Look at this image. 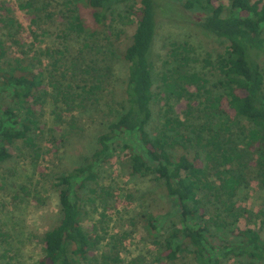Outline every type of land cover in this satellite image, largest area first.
I'll list each match as a JSON object with an SVG mask.
<instances>
[{
    "label": "trees",
    "instance_id": "1",
    "mask_svg": "<svg viewBox=\"0 0 264 264\" xmlns=\"http://www.w3.org/2000/svg\"><path fill=\"white\" fill-rule=\"evenodd\" d=\"M133 1L136 0H86L98 25H104L114 6ZM138 3L137 8L127 5L128 12L134 13L135 26L130 43L121 53L127 64L125 107L106 130L97 134V147L82 164L52 178L51 190L61 217L57 225L43 233L36 263L90 264L91 252L100 242L99 236L82 224L89 194L95 192L91 186L98 184L101 167L117 153L125 152L130 173L145 179L153 176L161 182L170 204L164 216L167 227L159 241L158 261L175 264L181 260L185 264L188 259L190 264H222L231 257H244L248 264H264V212L258 227L237 229L239 241L227 239L240 216L250 218L246 210L237 212L234 208V198L249 172L248 164L264 181V0ZM19 7L32 8L31 0ZM13 15L9 2L0 0V29L10 34L17 21ZM159 15L168 21L189 24L223 44L214 60L209 53L202 59L205 67L217 74L213 89L207 87L209 80L193 69L194 50L187 42H169L163 59L164 66L169 67L159 74L160 85L154 83L152 50ZM72 19L69 30L83 31L79 16ZM36 70L24 57L9 56L0 37V163L11 157L9 150L18 142L36 152L41 148L39 142L46 135L47 122L34 108L43 101L42 70ZM92 72L97 70L90 66ZM93 73L91 79H82L78 85L84 96L59 92L67 105L79 96L81 100L96 96L102 89L104 81ZM171 96H184L187 107H200L206 120L189 130L186 120L175 115ZM158 104L162 111L157 125L154 107ZM232 125L240 130L244 147L254 153L249 163L241 161ZM221 133L227 137L223 139ZM66 134L51 137L56 151L67 139ZM210 194L222 201L224 219L218 212L207 214L201 204L199 196ZM146 218L157 231L156 220ZM93 262L121 264L122 259L117 253H102Z\"/></svg>",
    "mask_w": 264,
    "mask_h": 264
},
{
    "label": "rangeland",
    "instance_id": "2",
    "mask_svg": "<svg viewBox=\"0 0 264 264\" xmlns=\"http://www.w3.org/2000/svg\"><path fill=\"white\" fill-rule=\"evenodd\" d=\"M6 1L17 21L11 34L1 28L0 37L9 56H22L37 70H42L43 101L34 108L47 122V132L40 139L38 152L18 142L9 150L11 157L0 163V264H37L43 233L57 225L61 217L51 190L52 178L82 164L97 147V134L106 130L108 123L118 117L123 105L125 107L127 64L121 53L130 43L135 26L134 13L128 12L127 5L134 4L137 8L139 3L136 0L114 6L104 25H98L86 0H31L30 9L19 7L27 0ZM75 15L83 23L84 30L80 33L68 28ZM169 42H187L192 46L191 56L195 58L192 67L209 80L207 87L213 89L217 74L211 67H205L202 59L209 53L214 60L223 50V44L189 24L168 21L160 15L152 50L154 83L160 85L159 74L169 67L163 64ZM261 64L264 67V58ZM90 66L97 70L92 73L104 82L96 96L81 100L84 93L78 85L82 79H91ZM60 91L78 92L81 96L67 105ZM170 102L175 115L186 120L189 130L206 120L200 107H187L184 96H171ZM161 111L160 104L154 107L157 125L161 122ZM230 128L241 161L249 163L254 158L253 151L244 147L237 125ZM62 132L68 133L67 139L56 151L51 137ZM221 136L227 137L224 133ZM248 166L249 172L234 198V208L237 212L246 210L250 218L240 216L236 220L232 231L227 233L228 242L240 240L237 229L258 227L260 214L264 212V181L255 167ZM91 187L95 192L89 194L82 224L88 232L99 236L100 242L91 252L90 264H95L93 261L102 253L119 254L121 264H161L157 260L159 241L167 227L164 216L170 207L162 183L153 176L145 179L132 175L125 152H120L101 167L98 184ZM201 196L207 214L218 212L224 219L222 201L211 194ZM41 200L43 203H37ZM146 217L156 220L157 231L148 225ZM184 262L191 263L188 259ZM175 264L183 262L179 260ZM222 264H248V260L231 257Z\"/></svg>",
    "mask_w": 264,
    "mask_h": 264
}]
</instances>
